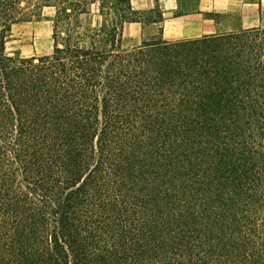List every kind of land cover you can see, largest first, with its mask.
Instances as JSON below:
<instances>
[{
    "label": "trees",
    "instance_id": "16d2710c",
    "mask_svg": "<svg viewBox=\"0 0 264 264\" xmlns=\"http://www.w3.org/2000/svg\"><path fill=\"white\" fill-rule=\"evenodd\" d=\"M46 8L52 52L9 56ZM161 18L0 0V264H264V28L122 48Z\"/></svg>",
    "mask_w": 264,
    "mask_h": 264
},
{
    "label": "crops",
    "instance_id": "0c3cea01",
    "mask_svg": "<svg viewBox=\"0 0 264 264\" xmlns=\"http://www.w3.org/2000/svg\"><path fill=\"white\" fill-rule=\"evenodd\" d=\"M131 3L138 12L157 9L162 18L158 23H126L121 41L126 50L141 45L147 37L145 31L151 27H157V33L161 28L162 38L169 42L264 28V0H131ZM223 16H236L237 23L232 26L227 22L225 28Z\"/></svg>",
    "mask_w": 264,
    "mask_h": 264
},
{
    "label": "rangeland",
    "instance_id": "374dc122",
    "mask_svg": "<svg viewBox=\"0 0 264 264\" xmlns=\"http://www.w3.org/2000/svg\"><path fill=\"white\" fill-rule=\"evenodd\" d=\"M134 5L137 4L134 2ZM53 15L52 9H44L43 18L40 20H32L30 22H24L12 27L10 39L6 45V52L9 56L15 59L40 57L48 55L52 52L53 39H52V24L48 20ZM136 17L141 19L147 17L146 15L136 14ZM225 26L226 23H231L235 26L237 23L236 16H223L221 17ZM100 22L99 16L95 11L88 18L83 19V25L85 27L97 26ZM227 28V26L225 27ZM151 35L157 34V27H151L145 31L146 38ZM142 43V42H141Z\"/></svg>",
    "mask_w": 264,
    "mask_h": 264
}]
</instances>
